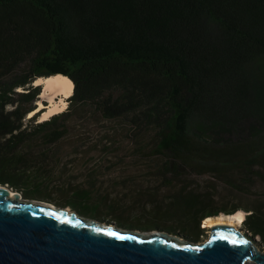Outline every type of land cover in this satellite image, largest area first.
<instances>
[{"label": "trees", "instance_id": "1", "mask_svg": "<svg viewBox=\"0 0 264 264\" xmlns=\"http://www.w3.org/2000/svg\"><path fill=\"white\" fill-rule=\"evenodd\" d=\"M57 73L73 82L67 107L25 124L33 81ZM82 105L152 131L168 185L192 174L241 190L264 182V0H0V184L44 196L30 150L62 138ZM71 196L100 206L87 189ZM141 208L128 226L191 237L206 217L243 209L242 227L264 244L260 204L216 207L214 193L185 184Z\"/></svg>", "mask_w": 264, "mask_h": 264}, {"label": "rangeland", "instance_id": "2", "mask_svg": "<svg viewBox=\"0 0 264 264\" xmlns=\"http://www.w3.org/2000/svg\"><path fill=\"white\" fill-rule=\"evenodd\" d=\"M66 102L67 107V99ZM43 103L46 104L45 101ZM42 112L33 113L38 114L36 120H40ZM31 116H26L25 124L32 123ZM66 125L67 133L55 144L44 145L37 139L34 149H29L32 151L30 161L40 171L37 180L44 196H24L20 190H15L21 194L20 199L51 204L54 208L65 207L84 218L125 229L142 232L155 229L195 244L206 240L210 235V226L205 225L206 218L200 224L202 233L193 237L163 227L128 226L127 219L139 215V219L143 220L142 205L149 202L166 203L185 184L199 188L200 191L214 193L216 207L225 204L242 207L260 204L264 207L262 181H256L249 190H241L227 186L210 175L192 174L180 184L168 185L158 170L162 158L152 152L153 132L139 134L127 123L126 118H104L90 105H82L75 108ZM76 188L87 189L91 196L89 203L100 202L99 208L93 210L85 207L79 200L70 199ZM109 203L118 207L113 214L106 212ZM241 211L245 214L243 209ZM113 215H120L125 220L119 221ZM254 238L255 246L264 251L261 238Z\"/></svg>", "mask_w": 264, "mask_h": 264}, {"label": "water", "instance_id": "3", "mask_svg": "<svg viewBox=\"0 0 264 264\" xmlns=\"http://www.w3.org/2000/svg\"><path fill=\"white\" fill-rule=\"evenodd\" d=\"M9 188L0 184V264H264V251L242 227L215 223L195 244L20 199Z\"/></svg>", "mask_w": 264, "mask_h": 264}, {"label": "bare ground", "instance_id": "4", "mask_svg": "<svg viewBox=\"0 0 264 264\" xmlns=\"http://www.w3.org/2000/svg\"><path fill=\"white\" fill-rule=\"evenodd\" d=\"M34 84L41 85V91L37 97L36 108L28 113V116L33 115L35 111H43L40 120L49 118L54 113L62 111L66 107V99L72 94L73 82L69 77L61 73L52 74L49 76L37 77ZM46 102V104L43 103ZM46 110H42L45 109ZM12 196L15 192L9 189ZM51 205V204H50ZM244 218V213L237 210L231 214L220 213L216 216L206 217L205 225L211 226L215 223H226L236 228L240 227Z\"/></svg>", "mask_w": 264, "mask_h": 264}]
</instances>
